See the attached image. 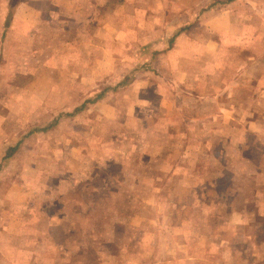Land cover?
<instances>
[{
	"label": "rangeland",
	"instance_id": "1",
	"mask_svg": "<svg viewBox=\"0 0 264 264\" xmlns=\"http://www.w3.org/2000/svg\"><path fill=\"white\" fill-rule=\"evenodd\" d=\"M23 1L0 0V44L6 31H14V8ZM101 1L103 18L125 14L122 5L112 4L123 0ZM142 1L150 21L146 39L139 42L144 36L136 35L130 48L120 51H91V56L54 49L55 26L75 43L79 24L49 23V8L31 16L28 6L20 10L31 20L23 34L25 51H16L8 33L3 39L0 175L17 179L21 190L31 185L35 193L36 214L20 221L103 228L84 232L99 234L98 242L86 238L75 256L63 255L62 235L53 231L52 246L21 264H204L198 234L215 224L224 228L220 224L236 215L246 222L241 227L232 221L228 230L241 231L240 239L229 249L218 242L207 253L216 264L227 255L229 264H264V120L223 119L219 104L204 105L202 93L189 95L174 82L176 72H165L173 62L171 23L186 30L184 21L192 15L218 14L220 0ZM166 2L175 7H158ZM215 54L216 72L202 78L219 87L223 72ZM165 79H171L170 88L162 92ZM141 176L148 182H138ZM147 219L149 237L140 244L129 226ZM150 220L163 225L167 241H156L159 232ZM131 231L136 240L129 238ZM77 246L72 242L70 248ZM193 252L201 254L198 263L189 261Z\"/></svg>",
	"mask_w": 264,
	"mask_h": 264
},
{
	"label": "crops",
	"instance_id": "2",
	"mask_svg": "<svg viewBox=\"0 0 264 264\" xmlns=\"http://www.w3.org/2000/svg\"><path fill=\"white\" fill-rule=\"evenodd\" d=\"M104 4H106L105 1L101 0H24L14 8L12 18L14 31L9 33L6 31L3 39L8 33L11 35L12 45L15 44L16 51H25L23 34L25 29H30L31 20L30 17L21 15L20 10L24 6L31 8L29 16L37 12L35 10L37 8H49L47 16L50 17L49 23L51 24L62 23L64 19L65 22L71 20V23L75 21L79 24L75 43L64 28L59 27L58 31V26H55L56 30L50 36V46L59 51H89L88 55L93 56L91 51H120V46L124 49L130 48L133 37L137 39L136 35L144 36L140 37L139 42L146 39V30L150 21L149 17H145L147 6L142 0H123L112 3L114 7L122 5L119 9L125 11V14L120 13L103 18L100 10ZM108 6L109 4L105 5L106 8ZM203 6L207 7V4ZM219 6L218 14L207 10L197 18L195 14L189 17L187 21H184L188 25L186 30L177 29L181 25L179 22L171 23L169 29L176 30L170 38L175 39L170 50L173 54V62L169 63L167 69L164 70L165 72H176L177 77L175 78L177 79L174 82L177 86L181 85L186 88L189 95L201 96L197 93H202L205 98L204 105L219 104L218 112L221 118L251 121L260 118L264 120V0H220ZM132 7L139 8V10L133 11ZM158 7L173 8L175 5L166 2L159 3ZM101 24L103 30H101ZM19 25L28 26L17 32ZM166 26L168 27V24ZM3 39L0 44L1 57ZM201 54H204L203 58L200 57ZM214 54L213 60L219 58L223 72L219 87H214L211 83L204 81L205 74L202 76L203 73L215 71L216 63H213L211 58ZM233 54L237 56L235 62L231 59ZM183 76H185L184 81ZM165 80H162V82L165 81L164 86H161L165 88L162 92L170 88L171 79ZM9 160L10 158L5 163L8 164ZM7 178L9 177L0 175V180H2L0 181V264H21L26 261L27 256L34 259L41 252H45L46 247L52 246L53 231L60 232L62 235L60 246L65 256L77 255L80 252L78 249L81 243L86 238L98 242L96 237L99 234H91L90 237L84 234L87 230L93 233L101 231L103 228L98 224L65 222L33 224L34 218L21 222L20 216L33 215L34 217L36 214L35 193L30 190L31 185H28L26 190H21L19 182H16L17 179L9 178L11 183L8 184L5 181ZM140 178L142 181L138 180V182H148L147 177L141 176ZM135 180L137 181V178ZM235 217L236 220L232 221L243 227L246 219L239 215ZM232 221L228 223L226 219L224 224H220L226 225L224 228L215 224L214 229L210 227L205 229L206 232L202 236L198 234L201 246L198 244L196 248L198 251L199 248L204 249L202 255L204 264L217 263V260H213L207 252H211L212 247H218V242L219 246L229 249L233 246V241L242 236L239 233L241 231L228 230ZM150 222V226L153 224L159 232L156 241H167L162 232L163 225L158 220H150ZM131 225L129 229L134 228V232L139 233V243L147 242L149 219L139 224L131 223ZM114 238L115 236L113 240ZM129 238L136 240L132 231ZM109 240H107V245L111 244ZM72 242L78 245L76 249L70 248ZM41 243L43 246L39 245ZM200 257V252H193L188 258L190 262L198 263ZM229 260L231 261V258L227 255L222 256L218 262L229 264ZM241 263L244 264V261L242 260Z\"/></svg>",
	"mask_w": 264,
	"mask_h": 264
},
{
	"label": "trees",
	"instance_id": "3",
	"mask_svg": "<svg viewBox=\"0 0 264 264\" xmlns=\"http://www.w3.org/2000/svg\"><path fill=\"white\" fill-rule=\"evenodd\" d=\"M93 101H95L94 99L93 100H90V102H93Z\"/></svg>",
	"mask_w": 264,
	"mask_h": 264
}]
</instances>
